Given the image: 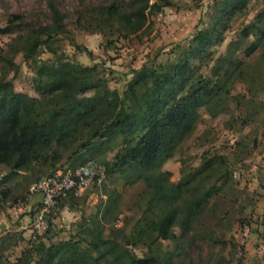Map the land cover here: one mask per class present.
Masks as SVG:
<instances>
[{
    "label": "trees",
    "instance_id": "16d2710c",
    "mask_svg": "<svg viewBox=\"0 0 264 264\" xmlns=\"http://www.w3.org/2000/svg\"><path fill=\"white\" fill-rule=\"evenodd\" d=\"M250 4L251 0H214L207 27L197 30L190 42L175 45L166 62L146 63L133 71L126 90L120 93L108 86L97 66L84 67L59 54L54 28L70 39L72 34L58 3H48L51 26L17 37L0 57L18 75L13 58L21 54L34 74L32 89L39 95L34 99L16 93L8 88L5 75L0 78V167L10 172L9 178L0 181L2 202L8 199L2 189L6 180L23 172L31 174L33 185L45 175L77 169V157L100 142L95 156L102 159L96 162L104 168L105 180L121 174L143 186L133 204L139 218L134 223V218H125L123 229L111 228L121 213V195L116 189L106 191V200L100 199L95 211L86 215L83 207L89 195L101 190L94 185L81 196L70 194L59 203V210L82 214L68 239L53 241L51 231L58 213L51 214L49 230L38 240L26 244L23 232L0 237V264H162L163 242L178 243L181 239L175 229L190 233L199 222L214 192L203 188L204 180L219 173L218 164L226 163L205 160L196 174L179 184L169 181L170 173L161 172V165L172 157L177 143L191 135L200 110L224 112L234 101V113L240 114L245 104L255 105L231 95L236 82L247 84L249 93H264V0L261 11L243 28L239 39L229 44L225 55L216 58L212 50L223 43L231 23L245 15ZM172 6L171 0H110L77 12L75 25L90 35H101L106 50H117L122 41L142 40L150 34L152 20ZM20 19L12 18L11 24ZM11 33L9 27L0 29V36ZM41 47L53 54V60L37 58ZM81 50L92 57L86 48ZM252 59L258 61L252 64ZM212 62H216L213 75L204 76L203 69ZM77 88L94 96L71 97L59 105V93ZM50 106L55 108L46 110ZM253 108L247 118L255 116L259 106ZM110 151L117 153L112 163L105 160ZM20 243L26 244L25 249L9 263L5 253ZM136 250L144 251L143 256ZM169 263L168 257L165 264Z\"/></svg>",
    "mask_w": 264,
    "mask_h": 264
},
{
    "label": "rangeland",
    "instance_id": "374dc122",
    "mask_svg": "<svg viewBox=\"0 0 264 264\" xmlns=\"http://www.w3.org/2000/svg\"><path fill=\"white\" fill-rule=\"evenodd\" d=\"M52 1L57 2L59 10L66 15L65 26L72 34L70 39L69 35H59L57 28H54L53 33L59 39V54L84 67L97 66L105 74L108 86L120 93L126 90L133 71L139 70L146 63L166 62L171 58L170 52L175 45L190 42L197 30L207 27L210 7L214 2L171 0L173 6L164 9L161 15L152 20L154 26L150 34L142 40L122 41L117 50H106L101 35L81 31L75 22L78 20L77 12L91 6H100L110 0H0V29L9 27L13 30L11 34L0 36V57L5 55L9 44L17 37H26L30 30L51 26L48 3ZM262 2L263 0H251L245 15L231 23L223 43L212 48L216 58L225 55L229 44L239 39L243 28L261 11ZM14 17L21 19L14 20L11 24ZM72 42L79 48L73 46ZM81 48L92 52V57H88ZM244 49L243 46L241 51ZM36 56L42 62L54 58L44 47L39 48ZM257 59H252L251 63H256ZM13 60L19 67L18 75H15L10 64L2 62L0 58V78L5 75L8 88L16 93L39 98L38 93L32 89L34 74L30 66L22 60L21 54L16 55ZM215 63L212 62L207 69H203L204 76L213 75ZM248 88L247 84L236 82L231 95L242 96L246 103L250 101L255 105L245 104L240 114L234 113V101L228 103V109L224 112L210 114L204 109L200 110L192 122L194 130L191 135L179 141L172 157L161 165V172L170 173L169 181L179 184L184 178L196 174L205 160L226 163L225 166L218 164L219 168L216 169L219 173L204 180L203 188L214 192L199 222L194 224L190 233L176 228V235L181 239L178 243L163 242L164 254L160 257L162 264H165L168 257L169 264H264V169L260 167L264 156V93L258 91L252 94L248 92ZM257 89L255 86L254 90ZM93 96V92L77 88L59 93L58 101L61 105L71 97L85 99ZM257 105L259 108L256 115L247 118L248 111H253V107ZM54 108L55 106H50L46 110ZM243 120H248L246 125H243ZM100 145V142L94 144L77 157L74 164L81 167L91 158L102 162L101 158L95 156ZM116 157L117 153L110 151L105 160L112 163ZM224 173L226 177H223ZM9 176L10 172L5 167H0V181ZM30 176L31 174L22 172L2 184V189L8 194L6 201L2 202L0 197L2 238L24 232H15L20 224L8 221L6 211L15 199L26 197L32 186ZM47 176L49 175L43 178ZM112 189H116L121 195V213L111 228L120 229L125 225V218H134L133 223L139 218L133 204L138 200L143 186L138 182L134 183L133 179H125L121 174L108 178L103 182L99 193L91 192L83 209L86 215L94 212L100 199L106 200L105 192ZM34 199L40 200L41 197L36 196ZM81 215L78 211L60 210L53 221V241L68 239L74 232L73 226L81 220ZM24 240L27 244L30 237H24ZM26 244H16V247L5 253L9 263H13L21 255ZM136 254L143 256L144 251L136 250Z\"/></svg>",
    "mask_w": 264,
    "mask_h": 264
},
{
    "label": "built area",
    "instance_id": "2783aa9c",
    "mask_svg": "<svg viewBox=\"0 0 264 264\" xmlns=\"http://www.w3.org/2000/svg\"><path fill=\"white\" fill-rule=\"evenodd\" d=\"M260 167L264 169V156ZM104 181V168L94 160H87L77 169L56 172L33 184L24 200L8 207L6 217L13 224H20L19 228L28 232L31 240H38L49 230L48 218L59 213L62 200L70 194L81 196L94 185L101 189ZM36 196L41 199L35 200Z\"/></svg>",
    "mask_w": 264,
    "mask_h": 264
},
{
    "label": "crops",
    "instance_id": "0c3cea01",
    "mask_svg": "<svg viewBox=\"0 0 264 264\" xmlns=\"http://www.w3.org/2000/svg\"><path fill=\"white\" fill-rule=\"evenodd\" d=\"M22 231H24V230H21V228H19L17 231L15 230L16 233H20V232H22ZM24 232H25V231H24ZM24 232H23V233H24ZM27 236H29V233H28V232H25V233L23 234V237L26 238ZM1 237H2V236H1Z\"/></svg>",
    "mask_w": 264,
    "mask_h": 264
}]
</instances>
